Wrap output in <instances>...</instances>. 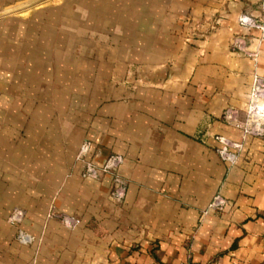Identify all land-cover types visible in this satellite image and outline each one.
<instances>
[{"label": "crops", "instance_id": "obj_1", "mask_svg": "<svg viewBox=\"0 0 264 264\" xmlns=\"http://www.w3.org/2000/svg\"><path fill=\"white\" fill-rule=\"evenodd\" d=\"M242 13L264 17V0H64L0 19V264H264V139L232 167L216 151L241 139L224 110L244 116L264 73V36L256 66L231 50L260 37ZM85 141L99 163L125 157L124 202L111 175L83 176ZM218 192L227 207L205 214Z\"/></svg>", "mask_w": 264, "mask_h": 264}, {"label": "built area", "instance_id": "obj_2", "mask_svg": "<svg viewBox=\"0 0 264 264\" xmlns=\"http://www.w3.org/2000/svg\"><path fill=\"white\" fill-rule=\"evenodd\" d=\"M239 24L248 31L260 32V37L252 38L249 34L237 35L231 43V50L249 58L256 66L260 57V47L264 36V17L258 18L251 13H242L238 18ZM223 119L241 132L240 140H233L225 135H218L216 151L223 162L229 167L235 166L239 159L245 142L248 138L264 139V73L253 74V83L250 87L248 101L244 110V116L238 108L227 107L223 113ZM93 145L90 141L82 143L77 160L83 165V176L98 180L105 175H111L113 181L112 198L124 202L127 197L128 183L121 177L120 168L125 162V157L119 153L110 154L101 163L91 156ZM227 199L220 193H216L210 201L205 214L209 212H222L227 207ZM49 218L59 219L66 227L73 228L78 224L77 218L65 213L51 211ZM26 217V211L16 207L10 214L8 221L17 227V241L22 245H32L35 236L22 227Z\"/></svg>", "mask_w": 264, "mask_h": 264}, {"label": "rangeland", "instance_id": "obj_3", "mask_svg": "<svg viewBox=\"0 0 264 264\" xmlns=\"http://www.w3.org/2000/svg\"><path fill=\"white\" fill-rule=\"evenodd\" d=\"M21 2V1H19ZM19 2L15 1L14 7L0 12V19L3 17L9 15V14H17L21 9L26 8V7H40V6H45V5H50V4H62L64 0H26L23 4H19Z\"/></svg>", "mask_w": 264, "mask_h": 264}]
</instances>
